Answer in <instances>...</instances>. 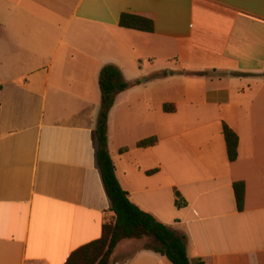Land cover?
I'll return each mask as SVG.
<instances>
[{"label":"crops","instance_id":"obj_1","mask_svg":"<svg viewBox=\"0 0 264 264\" xmlns=\"http://www.w3.org/2000/svg\"><path fill=\"white\" fill-rule=\"evenodd\" d=\"M108 65L138 83L108 122L131 202L186 237L191 264H264V0H0V264H66L113 219L93 138ZM132 246L111 264H172Z\"/></svg>","mask_w":264,"mask_h":264},{"label":"trees","instance_id":"obj_2","mask_svg":"<svg viewBox=\"0 0 264 264\" xmlns=\"http://www.w3.org/2000/svg\"><path fill=\"white\" fill-rule=\"evenodd\" d=\"M120 27L141 32L152 33V20L124 14L120 19ZM102 104L96 130L93 133L97 148L98 165L108 198L112 204L114 217L103 225L102 237L91 242L71 254L66 264H111V259L118 245L126 240H147L145 250L153 251L166 257L172 264H191L187 253V239L159 222L154 216L143 211L131 202L115 174L108 146L109 115L114 107L116 97L133 88L137 82H127L121 71L113 66H105L99 78ZM170 112L169 106L165 107ZM223 134L231 162L238 157V136L228 126H224ZM156 144V139H148L139 143L140 148H149ZM234 192L239 211L244 209L245 185L235 183ZM176 206L184 208L186 202L176 192Z\"/></svg>","mask_w":264,"mask_h":264},{"label":"rangeland","instance_id":"obj_3","mask_svg":"<svg viewBox=\"0 0 264 264\" xmlns=\"http://www.w3.org/2000/svg\"><path fill=\"white\" fill-rule=\"evenodd\" d=\"M126 241H128V240H126ZM130 241H132L133 242V246H132V249L133 250H131V251H135L136 249H144L145 248V245L147 244V240H130ZM121 243H123V242H121ZM120 243V244H121ZM119 244V245H120ZM118 245V246H119ZM117 249H118V247H117ZM117 249L115 250V253H114V255H113V257H112V259L114 258V256L116 255V252H117ZM127 252H129V251H127ZM129 254V253H128ZM127 254V255H128ZM112 259H111V263H112Z\"/></svg>","mask_w":264,"mask_h":264}]
</instances>
